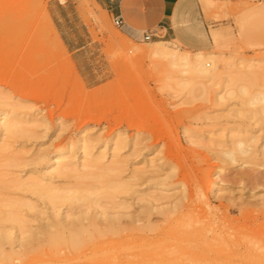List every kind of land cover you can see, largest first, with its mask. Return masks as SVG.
I'll return each instance as SVG.
<instances>
[{
	"label": "rangeland",
	"instance_id": "obj_1",
	"mask_svg": "<svg viewBox=\"0 0 264 264\" xmlns=\"http://www.w3.org/2000/svg\"><path fill=\"white\" fill-rule=\"evenodd\" d=\"M172 21L164 37L144 42L117 29L94 0H0V113L33 121L21 135L0 132V199L36 206L19 208L29 218L25 230L35 228L45 217L42 201L12 180L49 176L57 166L45 157L56 152L79 172L87 170L86 150L104 152L106 166L116 145L120 176L139 175L135 192L115 201L140 210L156 199L144 221L153 231L137 240L127 264H264V113L237 93L239 84L264 90V0H179ZM163 40L190 55H216L214 84L203 92L199 76L150 57ZM238 140L252 158L239 154ZM95 169L87 171L115 172ZM58 176L54 185L74 183ZM83 259L75 264L98 258Z\"/></svg>",
	"mask_w": 264,
	"mask_h": 264
},
{
	"label": "bare ground",
	"instance_id": "obj_2",
	"mask_svg": "<svg viewBox=\"0 0 264 264\" xmlns=\"http://www.w3.org/2000/svg\"><path fill=\"white\" fill-rule=\"evenodd\" d=\"M149 56L157 60L159 59L160 61L162 60L165 62L164 65L168 66L167 68H173V70L175 69L174 71H176L178 67H181L186 73H193L191 76H199L200 79L197 78L200 80V87L203 92L207 91L206 87L208 89V85L211 86L214 84L215 78H217L215 77L217 76L215 66L217 58L214 54L203 55L198 52L190 55L187 52L179 51L173 42L163 40L154 42V47L149 51ZM5 61L6 58L4 56L1 57L0 63H4ZM179 70L182 72L181 69ZM189 83L193 82L190 81ZM239 85L237 93L240 94L238 98L241 99V95L243 97L245 96L246 101L244 102L246 105L252 107L259 106L256 109L264 113V90L252 93L247 90L249 88L247 84V86L240 85L241 87ZM236 86L233 85V89H235ZM227 88H229V90L232 89L229 85L225 87V90ZM17 116L16 114L11 115L4 111L1 112L0 132H7L6 134H16L19 132L18 135H21L20 132L22 133L25 130V126L22 127V125H27L26 127H28L33 122L32 119L30 121ZM86 147L87 145H84L83 149H87ZM234 147L239 154L241 153L244 156L246 155L252 158V155L255 154L251 151V147L246 146L242 140H238ZM115 150L116 145L113 148L108 163L110 167H108V164L105 166L101 163L102 159L105 157L104 152L99 153L96 157H92L90 156L91 154L89 155V152H87L88 150H86L84 152L85 158L81 163L82 169L90 170L94 167L96 169L100 167V169L103 168L102 171H115L112 172L114 174L110 177H107L106 174L92 175L91 172L87 170L79 172L74 163H60L58 160L62 157V153L56 152L45 157L47 164L56 162L55 165L57 166L53 172L49 173V176L40 174L39 176H27L23 180H12V178L13 188H21L27 191L26 193L29 192L36 196V199H41L45 211L42 210V212H40L45 214V217L41 219V222L39 221L35 228L30 226V228L27 227L30 231H28L29 229L25 230L28 225L26 220L29 218L25 220L26 217H24V214L20 211L21 206H27L29 209L36 208V206L29 205V203L26 204V201L24 202L20 199H0V264H14V261L17 259L20 260L21 256H26L27 258V254H33V252L34 254L38 253V255L32 258L34 262L31 264H43L44 262H47V264H58L60 262L61 264L62 261L68 264H75V262L78 260L80 261V259L82 261L83 258L92 259L94 257L98 258L95 264H127L130 262L132 259L130 257L134 253H138H133V250L136 249L137 240L139 241L142 239L143 241V239L147 238L146 233L153 231L150 230L148 227L149 225H146L144 221L148 220V215L155 209L153 202H156V199L149 198L146 206L141 207L142 209L140 210H136L132 206L133 202H127L124 198H119V200L115 201L116 195L128 196L130 193L132 194L135 192L132 190V187L137 185L136 179L139 175L137 171H132L127 179L120 176L124 169L122 168L123 166H120V161L116 159ZM230 152H227L228 157L234 155V153L232 155V152ZM262 156L264 158V145L262 147ZM42 158H44V156H42ZM234 160L235 159L231 161ZM112 165H114V167H111ZM116 171H119L118 174H116ZM58 175H69L74 178V183L72 186L54 185L52 180ZM90 178L93 179L92 182L94 183L85 181L86 179L90 180ZM3 183L4 182H2V185ZM97 185H100L99 188L102 189V192H99ZM10 188L8 187V189ZM158 190L160 192L165 191L160 185ZM0 196L2 197L3 195ZM160 196H162V194ZM7 197L9 198V195ZM13 197L15 198V196ZM102 199L112 200V203L110 206L103 208L101 207L102 204H99ZM60 206H65V210L59 209ZM5 223H10L12 225L6 227L4 225ZM31 228L35 230L31 231ZM144 243L147 242L144 241ZM148 244L149 243H147V245ZM16 246H18L19 249L16 250ZM137 255H135L136 258L140 257L139 255L137 257ZM149 257L146 258L148 259ZM26 258L24 257V259ZM154 259L156 258H153L152 261H154ZM158 260L156 261L159 264ZM156 261L153 263H156ZM164 261H162V263L166 264Z\"/></svg>",
	"mask_w": 264,
	"mask_h": 264
},
{
	"label": "crops",
	"instance_id": "obj_3",
	"mask_svg": "<svg viewBox=\"0 0 264 264\" xmlns=\"http://www.w3.org/2000/svg\"><path fill=\"white\" fill-rule=\"evenodd\" d=\"M179 0H94L111 16L120 15L124 31L137 35L144 30L160 26L165 34L173 27L172 15Z\"/></svg>",
	"mask_w": 264,
	"mask_h": 264
},
{
	"label": "built area",
	"instance_id": "obj_4",
	"mask_svg": "<svg viewBox=\"0 0 264 264\" xmlns=\"http://www.w3.org/2000/svg\"><path fill=\"white\" fill-rule=\"evenodd\" d=\"M112 22H113V25L117 29L124 30V21L120 15L112 16ZM130 36L135 38V39H140L144 42H148L151 39L156 38V37H159V38L164 37L165 31L162 27L155 26L151 29L141 31V33L138 35L136 33H132V34H130Z\"/></svg>",
	"mask_w": 264,
	"mask_h": 264
}]
</instances>
